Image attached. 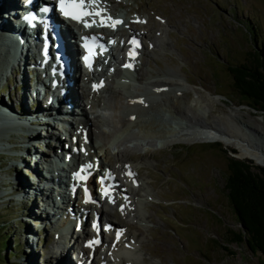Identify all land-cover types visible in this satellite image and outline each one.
<instances>
[{
  "label": "rangeland",
  "instance_id": "374dc122",
  "mask_svg": "<svg viewBox=\"0 0 264 264\" xmlns=\"http://www.w3.org/2000/svg\"><path fill=\"white\" fill-rule=\"evenodd\" d=\"M91 1L102 5L105 12L111 16L123 15L131 20H151L150 27L146 24V29L153 27L156 31L164 27V41L156 38L157 46L154 49H143L139 53L138 64L141 69L135 73L138 80L140 73L156 75L165 71L188 80H182L184 86L188 85L183 90L166 86L169 92L165 93L176 96L183 94L179 97L180 101L194 99V87L206 97L203 106L217 114L227 112L224 114L226 120H231L232 124L253 130L247 120L261 115L264 118V113L251 107L250 101L234 88L233 76L229 69L231 65L244 62L250 57V52L254 49L255 30L258 37L256 42L264 45V0ZM139 9L143 15L136 12ZM128 28V25L124 24L120 36L127 33ZM141 41L145 47L149 44L144 37ZM3 57L4 54H0V59ZM103 70L109 75L110 84L108 90L98 94V101L109 100L112 91L117 88L118 74L110 72L107 67ZM15 71L16 69H9V66L0 63V73H7L11 78L17 77L15 80L18 85L20 70L18 74ZM99 78H102L100 73L97 76V79ZM5 79L2 92L0 91V100L12 109L14 103L10 101L16 97L15 81L11 82L8 88V79ZM5 87L7 89L4 90ZM230 108L237 111L232 112ZM142 113L147 115V112ZM149 116L151 127L163 128V123L169 126L171 117L162 113L160 115L158 110L152 111ZM4 118H0V224H3L0 227V236H9L12 240L11 248L14 250L11 257L8 253H1L0 261L7 258L8 264H53L55 257L51 256L55 255L54 251L58 246L54 244L52 248V243L60 232L63 236L65 231L58 229V232L50 223L32 219L29 213L32 200L28 196L20 197L18 186L13 183L16 177L15 181L20 182L24 191L33 183L30 178H25L27 175L21 167L22 164L20 165L21 161L24 160L28 167L35 170L38 165L42 168L46 163L42 161L41 165L37 164V159L32 160L31 156L17 157V153L23 149L24 141V136L19 134L24 133L27 138L35 133H31L29 129L28 134L26 133L27 124H15V127L8 130L9 133L1 135V119ZM50 121L45 127L30 124L31 129H37L38 133L39 129L42 133L47 130L55 131L49 128ZM67 126L64 128H68ZM64 136L63 132L58 136L62 140L58 143L56 140L51 141L52 144L47 143L46 138L40 140L41 142H29L32 143L33 153H39L37 156L40 158L42 155L47 157L53 144L61 149L65 144L68 148L69 140L64 139ZM92 142L98 147L102 139L93 135ZM4 144L8 146L5 147ZM38 147L42 149L38 150ZM81 150L84 153L82 148ZM235 151V148L221 141L170 145L160 139L155 140L153 145L142 143L133 148L128 159L137 169L143 185L134 189L127 186L134 193L133 212L127 211L123 214L122 205L114 206L116 223L128 230L125 242L134 241L136 245L133 248L136 258L133 262L124 258L122 264H264V256L261 253L252 252L245 242H232L234 231L240 230L241 226L233 212L226 189L228 164L233 156L252 160L239 156ZM116 174L118 175V172ZM21 177L27 182L22 183ZM114 196L120 197L119 194ZM91 214L92 212H89V216ZM40 215L45 217L46 213L41 212ZM29 231H34L37 237L29 236ZM103 234V238L110 243L114 234L112 230ZM62 245H68V240L63 241ZM62 245L59 250L64 249ZM73 255L75 263L79 264L77 254ZM104 255L110 264L112 256L106 248ZM69 259L73 264L71 257Z\"/></svg>",
  "mask_w": 264,
  "mask_h": 264
},
{
  "label": "bare ground",
  "instance_id": "6f19581e",
  "mask_svg": "<svg viewBox=\"0 0 264 264\" xmlns=\"http://www.w3.org/2000/svg\"><path fill=\"white\" fill-rule=\"evenodd\" d=\"M22 4V0H0V42H2L0 54L3 53L5 57L0 59V63L4 66H9V69H16V74L20 70V79L18 80L20 83L18 85L17 80H15L17 77L11 78L12 76L10 77L7 73H0L1 92L4 86V78L8 79V88L13 81H15L16 87V97L10 101V103H14L12 109L6 106L2 102L3 100H0V116L5 117L1 119L4 125H2L1 135L9 133L8 130L13 126L15 127V124H27L26 133L28 134V129L31 130V133H35L32 135L30 133L32 137L28 135L27 138L26 134H19L24 136V141L23 149L17 153V157L29 158L31 156L32 160L37 159V164L41 165L43 161L46 165H43L42 168H39L38 165V169L35 170V168L28 167L22 159L23 161H21L20 165L22 164L21 167L27 175L25 178H30L33 183L26 191L20 186V182L15 181L16 177L13 183L18 186L17 190L20 191V197L28 196L32 200L29 205V213L31 214L29 216L32 219H37L35 220L37 222H48L54 226L56 231L58 229L61 231H64V228L66 229V233L61 236L60 232L55 237V242L52 243V248L54 244L55 246L58 245L54 251L55 255L51 256V258L55 257L53 258V262H55L53 264H72L70 257L73 264H76L73 254H77L79 264H109L104 255L105 248L112 256V259L109 260L110 264H122L124 258L128 262L129 260L133 262L136 258L133 249L136 245L134 241L125 242L128 230L116 223L114 206L122 205L121 211L123 214L127 211H134V204L132 203V195L134 193L127 186L134 189V185L142 186L143 183L140 181L141 178L137 169L132 164V161L128 159V156L133 148L139 147L142 143L153 145V142L157 139L170 145L177 143L190 144L198 141H221L225 145L239 150L256 163L264 165V118H262V115L247 120L252 129L254 128L251 130L232 124L231 120L227 121L224 115L227 112H223L221 115L203 106L202 103L206 97L194 87L192 88L195 92L194 99L190 100L187 98L180 101L179 97L181 98L183 94L180 93V95L177 94L178 96H176L165 93L169 92L166 86L183 90L187 88L186 82L188 80L165 71L156 75L154 73L150 75L147 72H145L147 75L140 73V80H138V76L135 73L141 69L138 64L139 57L131 60L134 69L132 75L136 77L131 78L130 82H119V86L112 91V96L109 100L98 101V94L108 90L110 84V81L103 74L101 75L102 78H105L103 87L96 88L93 83L89 84V87L82 89L79 88L81 85L74 86L69 88L68 99H64L53 88L52 82H50L51 78L45 67L43 68L42 66L38 43L34 39L29 38L24 26L19 25L22 23H19L18 15L16 14L15 16L12 13V11L15 13ZM104 11L102 5L91 9L92 13H99V15L93 14L84 19V21L93 22L94 25L92 27H85L80 20L74 22V24L78 26V29L84 35L96 33L100 36L107 32L120 33L121 26L127 24L129 27V43L130 41L132 43L133 40L136 42L141 41L143 37L149 41L146 47L144 44L137 45V43H132L140 50L154 49L157 46L156 38L159 41L165 38L164 27H160L156 31H154L153 27L148 29L151 20L144 21L140 18V24L136 25L133 20L123 15L111 16V14L107 15ZM136 12L143 15L140 9ZM100 16L106 17L110 23L108 16L113 20L121 19L123 22L118 24L117 28H112L114 29L113 31L109 30V28H98L95 25L98 24L97 21ZM146 24L149 26L147 29L145 28ZM142 27L143 29H141ZM111 54L113 55V52ZM99 61L103 62L100 57H97L94 58L93 63ZM117 63L121 64V62ZM92 74L95 75V82L102 79H97L99 73L97 75L96 73ZM114 74L117 75L116 72ZM182 80L186 81V86H184ZM59 81L63 82V86H65L63 80L59 79ZM84 99L87 100L86 104L83 101ZM69 102L71 103V108L68 105ZM154 110H158L160 115L162 113L166 117H171L169 118V126L163 123V128L151 127L152 125L148 120L150 118L149 115ZM230 110L232 112L237 111V109L231 108ZM142 112H147V115ZM172 115H176L178 119ZM49 121L51 123L49 128L57 133L49 130L46 133H42L40 129V133H38L37 129H35L36 131L31 129L32 125L30 124H37L35 126L43 125L45 127V125L49 124ZM59 121H62V123H59ZM65 125H68V128H66L67 134L64 139L69 140L68 148L70 151L73 148L75 149L76 146V149H84V153L81 152L82 150L78 152L72 151V158L69 163L66 162L68 163L67 166L64 160H60L62 158L60 153L69 151L65 149V144L62 149L53 144L52 150L46 155L47 157L42 155L40 158L38 157L39 153H33L30 140L35 143L34 140L42 141L43 138H46L47 143L52 144L51 141L55 140L58 143L61 140V137L58 136H61L63 132L61 129L58 131V129ZM255 131L256 133H254ZM16 135L18 137V134ZM93 135H97L102 139V143L98 147H95L92 142ZM4 145L5 147L8 146ZM41 149V147H38V150ZM57 160L64 161V163L57 164ZM95 164L101 166L99 174L104 175L106 183H113V187L118 190L120 197L117 198L113 193L105 192L101 182L98 181L97 191L95 189V195L90 200L86 201L84 199L81 185H78L75 191L76 199L78 198V200L75 203L68 201V195L65 192L67 188L58 187L57 185H64L66 182H64L63 177L68 175V182H70L72 180L71 177H73L71 172H75L76 168L81 167V165L82 167L91 165L89 170L95 172ZM56 171H58V175H53L55 177L53 182L51 178L47 177V174L48 172ZM116 172H118V175ZM25 178L21 177L22 183L27 182ZM89 182L90 179L86 183L88 184ZM68 186L71 187V184H68ZM41 212L46 213L45 217H41ZM89 212H92L90 216ZM65 213L66 216L64 215ZM96 216L99 219L96 220ZM46 218L48 219L45 220ZM77 219H80L79 224L76 223ZM102 220H107L110 228L114 230V235L120 229L121 238L113 237L110 243H107L105 238H102L100 243L93 242L92 240L99 236L100 233L103 234L102 229L98 228V224ZM32 233L34 231H29V236L35 235L37 237L35 233ZM66 239L68 240V245L64 247L62 244ZM89 240L92 242L89 243ZM61 245L64 247L63 250H59Z\"/></svg>",
  "mask_w": 264,
  "mask_h": 264
},
{
  "label": "trees",
  "instance_id": "16d2710c",
  "mask_svg": "<svg viewBox=\"0 0 264 264\" xmlns=\"http://www.w3.org/2000/svg\"><path fill=\"white\" fill-rule=\"evenodd\" d=\"M256 38L255 30L254 49L250 52V57L244 62L231 65L229 69L234 88L250 101L251 107L264 113V45H259ZM235 153L248 158L237 149ZM228 165L226 189L233 212L241 226L240 230L234 231L232 242H245L252 252H259L264 256V166L234 156L230 157ZM11 243L9 236H0V254L8 253L11 257L14 250ZM0 264H8L7 258L5 261L1 260Z\"/></svg>",
  "mask_w": 264,
  "mask_h": 264
},
{
  "label": "snow or ice",
  "instance_id": "6c2138e0",
  "mask_svg": "<svg viewBox=\"0 0 264 264\" xmlns=\"http://www.w3.org/2000/svg\"><path fill=\"white\" fill-rule=\"evenodd\" d=\"M59 5H60V11L65 15V16H70L72 19H76V20H80L82 23L85 24L86 27H90L91 24H89L87 21L83 20L82 15L77 14L74 11H69V9H82L84 7V5L82 3L77 4L75 3V0H59ZM43 11L47 12L49 9L48 8H44L42 9ZM99 15V13H85V15ZM26 20L31 21V19H33V17L29 16V17H25ZM108 19L111 21V26L115 27L116 24L122 23L123 21L121 20H113L111 17H108ZM137 22H141L139 20H137ZM85 39H89L88 37H86ZM91 39L95 40L96 37H92ZM112 43H115V41H112ZM132 43H137L136 41H132ZM131 55V53H130ZM130 65H125V67H128ZM102 86V85H100ZM94 87H98L96 85H94ZM87 167H91V165H88ZM84 171V169H81V172ZM76 176L80 177L81 179H83L84 177L80 176V173H76ZM87 191V190H85ZM98 243V241H97Z\"/></svg>",
  "mask_w": 264,
  "mask_h": 264
},
{
  "label": "water",
  "instance_id": "95a60500",
  "mask_svg": "<svg viewBox=\"0 0 264 264\" xmlns=\"http://www.w3.org/2000/svg\"><path fill=\"white\" fill-rule=\"evenodd\" d=\"M256 110V109H255ZM259 165H261V164H259ZM261 166H264V165H261Z\"/></svg>",
  "mask_w": 264,
  "mask_h": 264
}]
</instances>
